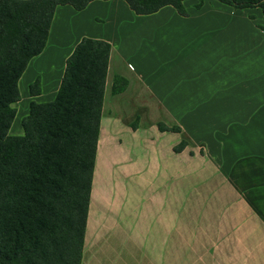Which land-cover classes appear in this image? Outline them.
Here are the masks:
<instances>
[{
  "label": "crops",
  "instance_id": "0c3cea01",
  "mask_svg": "<svg viewBox=\"0 0 264 264\" xmlns=\"http://www.w3.org/2000/svg\"><path fill=\"white\" fill-rule=\"evenodd\" d=\"M197 4L57 6L18 80L11 136L30 102L55 98L83 38L110 45L80 264H264L262 14Z\"/></svg>",
  "mask_w": 264,
  "mask_h": 264
},
{
  "label": "trees",
  "instance_id": "16d2710c",
  "mask_svg": "<svg viewBox=\"0 0 264 264\" xmlns=\"http://www.w3.org/2000/svg\"><path fill=\"white\" fill-rule=\"evenodd\" d=\"M92 1L0 0V264H80L110 45L83 38L65 62L55 98L29 103L21 136L9 130L18 80L43 51L55 8L81 11ZM123 1L136 15L166 6L188 15L186 0ZM197 1L200 8L203 0ZM216 1L259 9L264 33V0ZM28 93L40 94L39 79Z\"/></svg>",
  "mask_w": 264,
  "mask_h": 264
},
{
  "label": "rangeland",
  "instance_id": "374dc122",
  "mask_svg": "<svg viewBox=\"0 0 264 264\" xmlns=\"http://www.w3.org/2000/svg\"><path fill=\"white\" fill-rule=\"evenodd\" d=\"M18 122H19V120L17 119V124H18ZM15 123H16V121H15ZM14 124V123H13ZM19 126H20V124H19ZM14 128H17V126H16V124H15V127Z\"/></svg>",
  "mask_w": 264,
  "mask_h": 264
}]
</instances>
